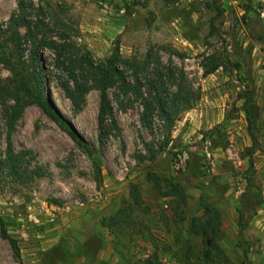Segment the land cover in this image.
I'll use <instances>...</instances> for the list:
<instances>
[{"label": "rangeland", "instance_id": "374dc122", "mask_svg": "<svg viewBox=\"0 0 264 264\" xmlns=\"http://www.w3.org/2000/svg\"><path fill=\"white\" fill-rule=\"evenodd\" d=\"M103 2L0 0V26L23 18L22 59L60 118L29 104L10 127L2 102L11 101L0 92V215L22 264H134L151 254L162 264H264V0H110L108 10ZM51 44L67 55L57 58ZM116 47L124 84L139 95L146 97L161 67L182 73L193 93L164 151L157 152L167 140L163 121L154 115L145 127L134 90L108 88L113 124L98 119V90L75 85V75L83 87L93 79L85 65H68L69 54L95 65ZM31 49L39 64L28 59ZM209 54L240 68L203 76L202 55ZM14 79L0 63V84ZM247 96L259 108L255 142ZM149 148L157 152L152 162ZM9 157L21 179L8 172ZM150 172L164 190L183 187L184 220L172 214V199L153 187ZM201 199L221 213L219 259L208 240L187 229L203 213ZM0 264H18L1 238Z\"/></svg>", "mask_w": 264, "mask_h": 264}, {"label": "trees", "instance_id": "16d2710c", "mask_svg": "<svg viewBox=\"0 0 264 264\" xmlns=\"http://www.w3.org/2000/svg\"><path fill=\"white\" fill-rule=\"evenodd\" d=\"M109 5L110 0H101ZM24 20L21 15H14L5 26H0V63L8 67L15 79L11 85L0 84V92L10 98L11 103L4 100L2 102L3 117L6 123L11 127L22 116L23 110L29 104H35L41 110H43L54 121L60 123L59 116L50 107L47 101L43 98L42 93L39 90V86L36 84L35 79L29 73L26 66L27 62L22 58L24 56L25 49L22 48V40L19 34L18 28L23 26ZM27 28L29 26H26ZM26 36L29 40H34L30 30L26 32ZM55 49L57 58H61L66 51L62 45L51 44ZM118 47L115 52L107 58L104 62L93 64L87 60H83L75 55H70L66 58V62L69 66L76 68H82L84 65L87 67L92 75L93 84L89 87H83L78 83L76 75L73 76L75 85L81 89L82 92H87L89 89H96L99 92V111L98 119L100 121L110 118L112 123L115 124L113 118V111L110 104V100L107 94L108 88L114 87L117 84H121L124 90H134L139 95L136 86H125L124 84V72L117 67L118 59ZM117 56V58H116ZM28 59L35 64L40 63V58L37 51L31 49ZM124 65L134 69L130 64ZM156 69H159V63L156 64ZM228 66L238 69L240 64L235 62L231 63L227 57L216 54L202 55L201 68L203 70V76H208L215 72L217 69H228ZM71 69V72L73 71ZM162 72H156L152 81L148 83L146 97L139 95V101L143 108L142 121L145 127L150 128L152 125V119L154 115L159 117L163 121V126L167 134V140L157 152L164 151L168 146V139L175 122L178 120L179 115L182 112L188 110L191 106L193 93L191 90H186L185 79L182 73H179L176 77V70L168 69L163 72L164 68L161 67ZM138 82V78L135 77V82ZM41 87V86H40ZM176 87L174 92H171L170 88ZM137 88V87H136ZM245 120L247 124V130L253 142L255 137L253 130L256 127L257 119L259 118V108L252 101L251 97H245L244 106ZM68 130V129H67ZM70 132V131H69ZM73 138H76L74 134L70 133ZM157 152L153 148H149V161H154ZM8 172L15 179H21V174L17 169V162L10 158L7 162ZM97 165V164H96ZM95 176L97 183L102 182V176L99 168ZM149 180L152 182L153 187L160 192L162 197H168L171 200V211L177 219L184 220L182 207L186 204V195L183 187L173 183L167 186L166 190L163 189L159 177L155 173L148 174ZM203 213L201 216L193 217L188 222V232L194 236L201 237L210 242V251L216 258H220L221 250L217 243V239L221 236V213L216 207L201 199L200 201ZM0 238L7 241L12 251V255L18 264H22L20 246L18 240L15 239L7 230L6 224L0 215ZM134 264H162L156 254H151L146 258H140Z\"/></svg>", "mask_w": 264, "mask_h": 264}, {"label": "built area", "instance_id": "2783aa9c", "mask_svg": "<svg viewBox=\"0 0 264 264\" xmlns=\"http://www.w3.org/2000/svg\"><path fill=\"white\" fill-rule=\"evenodd\" d=\"M102 7H103L104 10H108L109 5H108L107 3H104V2H103V3H102ZM120 11L123 12L122 9H121ZM206 149H207V148H206ZM208 155H209V154H208Z\"/></svg>", "mask_w": 264, "mask_h": 264}]
</instances>
